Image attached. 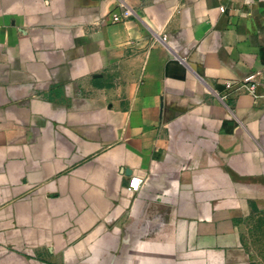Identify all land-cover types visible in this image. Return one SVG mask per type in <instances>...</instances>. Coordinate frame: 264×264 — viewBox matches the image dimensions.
<instances>
[{
    "label": "crops",
    "instance_id": "0c3cea01",
    "mask_svg": "<svg viewBox=\"0 0 264 264\" xmlns=\"http://www.w3.org/2000/svg\"><path fill=\"white\" fill-rule=\"evenodd\" d=\"M124 1L0 0V264H264V0Z\"/></svg>",
    "mask_w": 264,
    "mask_h": 264
},
{
    "label": "built area",
    "instance_id": "2783aa9c",
    "mask_svg": "<svg viewBox=\"0 0 264 264\" xmlns=\"http://www.w3.org/2000/svg\"><path fill=\"white\" fill-rule=\"evenodd\" d=\"M225 7H221V11H224ZM134 15V10L130 8L124 0H120L119 4L117 5V8L111 13L112 21L113 22H119L121 20L130 18ZM264 77V74L262 72H257L248 75L247 77L238 80V81H227L225 83L226 93L219 94L218 91L215 90V93L220 99H225L229 92L235 91L239 92L241 90L250 92L251 94L257 96V89L258 86L261 83V79ZM141 179L133 177L129 180V187L132 190H138L140 185Z\"/></svg>",
    "mask_w": 264,
    "mask_h": 264
},
{
    "label": "rangeland",
    "instance_id": "374dc122",
    "mask_svg": "<svg viewBox=\"0 0 264 264\" xmlns=\"http://www.w3.org/2000/svg\"><path fill=\"white\" fill-rule=\"evenodd\" d=\"M249 240L253 250L264 259V218L255 219L251 227Z\"/></svg>",
    "mask_w": 264,
    "mask_h": 264
}]
</instances>
